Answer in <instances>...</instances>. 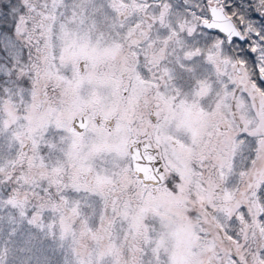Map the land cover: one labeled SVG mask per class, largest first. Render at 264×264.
<instances>
[{
    "label": "snow or ice",
    "instance_id": "obj_1",
    "mask_svg": "<svg viewBox=\"0 0 264 264\" xmlns=\"http://www.w3.org/2000/svg\"><path fill=\"white\" fill-rule=\"evenodd\" d=\"M0 264H264V0H0Z\"/></svg>",
    "mask_w": 264,
    "mask_h": 264
}]
</instances>
